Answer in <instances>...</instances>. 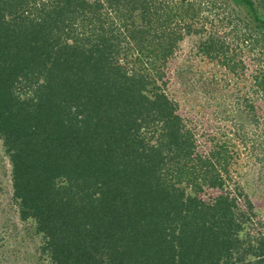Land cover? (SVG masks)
I'll return each mask as SVG.
<instances>
[{"label": "trees", "instance_id": "trees-1", "mask_svg": "<svg viewBox=\"0 0 264 264\" xmlns=\"http://www.w3.org/2000/svg\"><path fill=\"white\" fill-rule=\"evenodd\" d=\"M256 1L0 0V140L50 264H264V237L257 251L239 237L253 205L227 191L229 150H200L163 68L200 36L208 60L249 77L252 43L262 69L243 101L260 124Z\"/></svg>", "mask_w": 264, "mask_h": 264}, {"label": "rangeland", "instance_id": "rangeland-1", "mask_svg": "<svg viewBox=\"0 0 264 264\" xmlns=\"http://www.w3.org/2000/svg\"><path fill=\"white\" fill-rule=\"evenodd\" d=\"M254 6L264 19V4L256 1ZM239 10L252 25L256 24L254 13L247 11L245 5ZM202 39L189 36L181 42L175 58L163 67L164 80L168 81L165 90L177 103L185 123L196 130L202 152L229 150L232 158L228 176L225 174V178L229 177L227 191L239 197L243 211L248 210L245 196L253 205L239 237L243 248H256L264 237V115L258 118L260 124L253 123L243 100L253 95L251 75L262 69L258 59L263 58V53L260 49L252 50V43L245 47L242 58L251 65L249 77L233 75L200 52ZM257 97L256 105L264 108V97ZM219 194V190L207 188L200 197L209 200ZM12 196L11 165L0 140V264H50L42 252L43 235L36 234L30 223L19 220ZM251 258L252 255H246L247 260Z\"/></svg>", "mask_w": 264, "mask_h": 264}]
</instances>
